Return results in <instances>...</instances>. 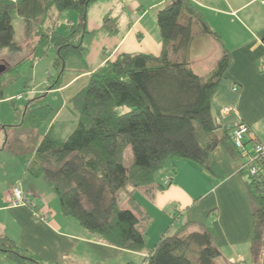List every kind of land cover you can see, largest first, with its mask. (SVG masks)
Segmentation results:
<instances>
[{
    "label": "trees",
    "instance_id": "16d2710c",
    "mask_svg": "<svg viewBox=\"0 0 264 264\" xmlns=\"http://www.w3.org/2000/svg\"><path fill=\"white\" fill-rule=\"evenodd\" d=\"M98 1L101 0H0V52L23 50V45L16 42L12 24L16 16L22 18L27 38L36 39L32 62L55 48L57 72L49 78L48 89H59L68 57L84 55L85 38L90 34L88 10ZM69 10L78 12V28L71 23L70 32L65 33L57 29L55 19ZM110 14L103 21L102 31L116 36L121 31L120 15ZM157 24L162 53H121L93 71L88 84L70 101L78 121L65 140L50 133L41 137L38 132L53 111L43 103L48 95L45 93L36 92L28 100L21 123H0V134L5 136L0 149L15 156L32 152L34 158L27 174L46 180L58 195L65 216L77 220L97 239L136 252L146 247L145 221L137 210L120 204L123 190L131 194L139 187L165 188L163 181H156V174L174 158L194 161L212 177L223 179V170L213 156L219 146L231 160L246 158L232 141L233 128L221 127L211 112L212 97L232 62L229 51L223 50L211 75L203 78L186 59L194 27L199 25L202 35L219 36L192 1L167 0L157 11ZM172 54H180L183 59L175 60ZM23 62L5 63L4 73H19ZM2 96L0 101L5 98ZM125 106L130 110L121 111ZM128 151L133 154L129 166ZM255 166L258 173H248L244 188L253 217L252 262L262 264L264 154ZM238 173L245 177L247 171ZM216 238L213 227L187 221L155 243L145 264H216L222 257ZM0 261L47 264L6 235H0Z\"/></svg>",
    "mask_w": 264,
    "mask_h": 264
},
{
    "label": "crops",
    "instance_id": "0c3cea01",
    "mask_svg": "<svg viewBox=\"0 0 264 264\" xmlns=\"http://www.w3.org/2000/svg\"><path fill=\"white\" fill-rule=\"evenodd\" d=\"M151 1L153 3L147 9L140 0L128 7L123 6L118 14L120 33L110 36L100 30L105 47L96 50L99 59H94L91 69H76L75 66L70 68L71 72H75L73 78L58 91L81 80L86 84L91 71L121 53L160 55L163 49L161 34L155 31L153 24L145 25V18L149 9L158 10L167 0ZM191 1L219 36L210 37L199 32V37L193 40L186 59L194 72L208 78L224 49L229 51L232 60L212 97L211 112L215 121L221 127L228 128L241 123L247 125L250 129L246 138L248 150L253 149L255 143L264 145V4L261 0ZM152 17L151 23L156 22L157 16L154 14ZM171 57L175 60L183 59L180 54H172ZM58 115L59 112L55 117ZM47 133L48 131L44 135ZM213 156L223 170L224 178L221 181L215 182L198 164L186 161L179 166L172 182L165 188L160 189L156 185L135 188L131 194L127 192L120 204L134 208L143 216L145 236L156 234L160 239L168 231L187 221L205 223L216 230L219 241L217 245L219 249L228 250L232 264L236 261L248 264L253 217L244 192V180H248V172L245 177H240L238 173L245 161L243 157L237 161L231 160L221 146L215 149ZM26 170L22 175L21 170H18L11 178V185L8 173L3 171L0 174V179L5 178L4 188L0 193V235L15 240L24 250L32 252L47 264L136 263L138 252L97 239L77 220L65 216L61 208L52 210L54 194L47 191L42 182H38L41 177L24 180L25 176L28 177ZM164 174H159L158 183H162ZM195 174L202 175L203 181L197 180ZM17 184L26 192L33 193V201L38 204L39 209H34L29 204L11 203L12 188ZM210 210L217 212L213 221L209 215ZM156 211L161 216L158 224L154 217ZM41 215L46 218H41ZM152 249L145 247L139 253L147 257ZM245 260L247 261L244 262Z\"/></svg>",
    "mask_w": 264,
    "mask_h": 264
},
{
    "label": "rangeland",
    "instance_id": "374dc122",
    "mask_svg": "<svg viewBox=\"0 0 264 264\" xmlns=\"http://www.w3.org/2000/svg\"><path fill=\"white\" fill-rule=\"evenodd\" d=\"M140 1L144 3L145 9L149 8L153 3V1L151 0L149 1L140 0ZM135 2L136 0H101L90 6L88 10V23H87V30L90 32V34H87L85 38L84 55L83 57H80L79 55H71L68 57L67 70L63 73L60 79V85L62 84L61 86L68 83L73 78L74 76L73 73L75 72H71L70 68L75 66L76 69H83V70L91 69L92 67L91 63L95 62L94 59L95 58L97 60L99 59L96 50H98L99 47H105L104 46L105 42L103 41V35H102L103 33H101L104 19L110 13H111L110 15L117 16L123 6L128 7L131 3H135ZM148 11L149 12L147 14V17L145 18V25L150 26L153 24V26H155V31H157L160 34L157 21L151 23V21H153L152 16H154V14L157 16L158 10L149 9ZM55 22L57 24V29L59 31L69 33L71 30V28L68 27L69 24L73 23L75 25V28L76 29L78 28V22H79L78 12L74 10L65 11L60 15H57V19H55ZM12 24L15 31L16 42L23 45V50L21 52L12 53L9 52L7 49H3L0 52V63L2 64L6 63L12 65L21 62L23 60L24 62L19 67V71H20L19 73L9 72L0 75V98L3 97L2 95H4L5 97L2 101H0V123L3 125H18L19 123L22 122L24 107L26 106L28 100L33 98L36 95V92H40L41 94L45 93L48 95H46L45 98L43 99L45 100V102L43 103L44 104L47 103L52 108L53 111L50 117L46 120V122H44L43 125L39 128L38 132L40 136H43L44 133L48 131V133H50L51 136L57 139L65 140L69 136V134L74 130L78 121V116L75 114L70 101L81 89H83L88 84V82L84 84L85 83L84 80H81L77 84L63 91H58V89L56 90L48 89L49 78L51 76H54L55 72H57L54 66V62L56 59L55 48L51 47L45 56L36 59L34 62H32V60L30 59L32 56L31 52L33 46L35 45L36 39L27 38L24 21L22 18L16 16L13 19ZM198 26L199 25H195L194 27V32H193L194 39L199 37ZM114 58L115 57H112L110 60H113ZM92 72L93 71H91L90 74ZM17 74H19V76ZM14 75H17L18 77L14 79L13 77ZM19 95L22 97L21 99L18 98ZM120 110L126 112L129 111L130 108L125 106L120 108ZM57 112H59V115L55 117ZM4 140H5L4 134H0V146H2ZM3 151L6 153H3ZM7 152H8L7 150L0 149V174L2 175L3 171L7 172L8 173L7 177L9 178L8 181H10L9 185H11L12 183L11 178L17 174L18 170L19 171L21 170V175H22V173H24V171L28 169V167L30 166L34 158V155L32 154V152H27L28 154L15 156L12 153L10 152L7 153ZM132 161H133L132 151L131 152L128 151L127 160H126L127 166H129ZM186 161L189 160H184L179 158L168 160L165 168L156 174V181H158L157 179L159 178V174L165 173L164 178L166 175H172V177L175 176V174L177 173L176 170H178L179 166L185 163ZM198 166L207 175H209L215 182L222 180L212 177L203 167H201L200 165ZM173 168L174 171L172 170ZM195 178L197 180L203 181L204 177L202 175L195 174ZM28 179L35 180L32 177H30V175H28V177L25 176L24 180H28ZM0 180L3 181L2 183H0V193H1L4 188L5 178ZM38 182H42L43 186H45V189L47 191H50L52 194H54L55 198L52 202L53 205H51L52 210L61 208L60 199L56 194V192L54 191V189L48 186V183L43 177H41V179ZM245 189L246 186L244 188V192ZM200 193L202 192L200 191ZM126 196H127V191L123 190L120 193V200H122ZM209 213L213 221L217 216V212L215 210L212 211L210 210ZM154 217L156 220V224H158L161 221V216L157 211L154 213ZM148 236L147 234L145 236L146 243L147 240H150L147 243L146 249L150 250L154 247L153 244H155L159 238L158 236H156V234H148ZM216 241L219 242L217 238ZM220 251L221 253H223V255L222 257L216 260V264H232L229 260L231 254H229L228 250L223 248L220 249ZM26 252L29 255H32L35 258H37V256H35L32 252L27 250ZM145 259H146V255H143L138 252L137 256L135 257L136 263L134 264H143ZM38 260L41 261L40 259ZM246 261L247 260H245L244 262ZM238 262L236 261L234 263L237 264ZM247 263L253 264L251 255ZM262 264H264V250L262 253Z\"/></svg>",
    "mask_w": 264,
    "mask_h": 264
},
{
    "label": "built area",
    "instance_id": "2783aa9c",
    "mask_svg": "<svg viewBox=\"0 0 264 264\" xmlns=\"http://www.w3.org/2000/svg\"><path fill=\"white\" fill-rule=\"evenodd\" d=\"M261 2L264 4V0H261ZM236 90V88H235ZM19 99L22 97L19 95ZM250 134V129L247 125L241 123L238 124L237 126H234L231 135H232V141L235 145V147L240 150L245 158V162L242 164L240 167V170H246L249 175H256L258 173V167L255 166L256 160L264 154V145L260 143H255L252 154L249 153V150L246 148V138ZM172 181V176L171 175H166L164 180H163V185H169ZM34 197L33 193L31 192H26L21 185L17 184L12 188V198H11V203L13 205H18V204H29L32 207H36L38 204L34 203ZM41 218L45 219L46 216L41 215Z\"/></svg>",
    "mask_w": 264,
    "mask_h": 264
},
{
    "label": "water",
    "instance_id": "95a60500",
    "mask_svg": "<svg viewBox=\"0 0 264 264\" xmlns=\"http://www.w3.org/2000/svg\"><path fill=\"white\" fill-rule=\"evenodd\" d=\"M7 69V66L5 64H0V74L4 73ZM247 179H249V176H247Z\"/></svg>",
    "mask_w": 264,
    "mask_h": 264
}]
</instances>
